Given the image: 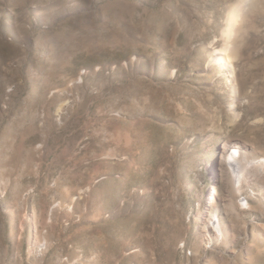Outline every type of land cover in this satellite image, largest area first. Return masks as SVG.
I'll use <instances>...</instances> for the list:
<instances>
[{"label": "rangeland", "instance_id": "rangeland-1", "mask_svg": "<svg viewBox=\"0 0 264 264\" xmlns=\"http://www.w3.org/2000/svg\"><path fill=\"white\" fill-rule=\"evenodd\" d=\"M237 1L0 0V264H264V172L217 169L264 158V0L227 39Z\"/></svg>", "mask_w": 264, "mask_h": 264}, {"label": "bare ground", "instance_id": "bare-ground-1", "mask_svg": "<svg viewBox=\"0 0 264 264\" xmlns=\"http://www.w3.org/2000/svg\"><path fill=\"white\" fill-rule=\"evenodd\" d=\"M249 3L250 0H239L235 2L234 5L231 4L233 6L231 7V9L229 8L230 11L226 16L227 20L225 21L227 22V25L223 32L227 36V39H229L232 35L233 27L238 22L240 12H242L244 6H248ZM228 51H230V45L227 41L223 47L218 48L215 51V54H218L219 56L214 60L218 63L220 68L228 70L230 76L233 77L234 69ZM231 84V93H233V98H235L237 95V86L233 81H231ZM234 102L235 101L233 100L230 105V109L234 108ZM62 106L63 104H60L58 110H60ZM238 116L239 115L237 114V117ZM224 146L226 147L227 154L225 155L224 153H221L220 161L217 163V169H224L228 173H230L231 186L234 192L237 190L243 191L245 184L247 183L248 185V181L250 180L251 175L255 176V172L259 169L260 171L262 170L264 172V158L250 156L249 152L243 146V144L238 145L236 143L234 144L232 142H228ZM248 199H244V205L246 206L245 209H250L251 207ZM213 224L214 225L209 226V229L214 233L215 237L218 238L219 236H223V231L218 217L215 221H213Z\"/></svg>", "mask_w": 264, "mask_h": 264}]
</instances>
